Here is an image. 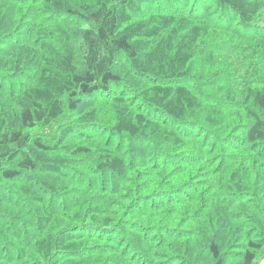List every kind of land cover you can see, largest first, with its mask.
<instances>
[{"label":"trees","instance_id":"trees-1","mask_svg":"<svg viewBox=\"0 0 264 264\" xmlns=\"http://www.w3.org/2000/svg\"><path fill=\"white\" fill-rule=\"evenodd\" d=\"M264 0H0V264H260Z\"/></svg>","mask_w":264,"mask_h":264},{"label":"crops","instance_id":"crops-1","mask_svg":"<svg viewBox=\"0 0 264 264\" xmlns=\"http://www.w3.org/2000/svg\"><path fill=\"white\" fill-rule=\"evenodd\" d=\"M260 264H264V259L260 262Z\"/></svg>","mask_w":264,"mask_h":264},{"label":"rangeland","instance_id":"rangeland-1","mask_svg":"<svg viewBox=\"0 0 264 264\" xmlns=\"http://www.w3.org/2000/svg\"><path fill=\"white\" fill-rule=\"evenodd\" d=\"M263 259H264V258H263ZM263 259H262V260H263ZM262 260H261V261H262Z\"/></svg>","mask_w":264,"mask_h":264}]
</instances>
